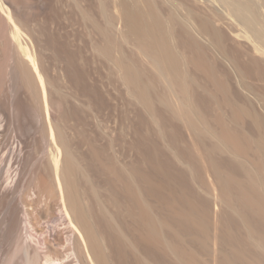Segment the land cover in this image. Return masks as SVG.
<instances>
[{
	"label": "bare ground",
	"instance_id": "obj_1",
	"mask_svg": "<svg viewBox=\"0 0 264 264\" xmlns=\"http://www.w3.org/2000/svg\"><path fill=\"white\" fill-rule=\"evenodd\" d=\"M204 1L211 2V4L214 2V0ZM204 1L0 0V86L6 84L7 88L12 92L13 89H16L14 88L15 82L20 78L22 81L21 84L25 85L30 94L29 96L32 98L31 102L35 104V106L32 104V108L35 107L36 117H38V121L43 125L40 128L42 130H39L42 131V133L40 132L43 137L42 139L50 146V150L48 146L45 148L46 144L43 142L45 144V147H43L47 151H44V148H42L44 152H42V158H39L41 162L37 160L38 158L36 160L42 163L41 165L45 169L44 172L46 174L44 175L39 172L35 176V179L32 176L34 181H30H32L33 186L30 184L29 186L27 184L25 186V183L19 185L18 174H15L16 177L12 175V167L10 165L5 172V179L3 180L0 176V192L7 193L10 190L14 193L22 192L26 198L24 201L20 200V202H23L21 206V211L24 213L22 220L16 216L15 210L14 213L16 215L9 214L6 220L3 221V225L5 222V229L8 231L9 238L6 239L3 236L5 241L2 237L4 242L2 241L1 243L0 238V243L3 244L6 240H10L12 246H10L11 250L8 251L5 260L6 264H9L14 257H18L19 255L22 257L23 261H21L23 264H72L74 261V264H209L210 259H197L195 250L191 246L197 241L202 245L206 254L211 250L210 239H207V237L202 239L197 235L201 233L207 234L209 229L207 217L209 216L208 212H210V209L208 210V207L211 201L203 197L204 193L201 195V191H205L208 195L210 193L209 196L211 194L214 196L212 198L215 201V208L220 204H225L223 207L222 205L219 206V208H222H220V213L227 210L226 207L228 206V210L224 212L225 217L229 220H238L245 228L244 234L242 233V236L237 237L241 240L238 243V247H233L235 244L232 246L234 250L231 247V250L236 251L234 254L236 253L237 256H234L239 261H243L244 264L264 263V101L260 97V94H263L261 91L264 92V87L262 90L264 83L260 87V94L257 93L258 90L254 92V84L251 85L254 81L251 80L252 78L257 82L264 81V0H215L223 10L216 5H211V12H202L203 10L199 8V3ZM226 12L232 13L239 20L246 31L251 33L250 37H253L252 40L254 42L253 47L248 49L249 46H247L243 52L235 50L231 56L229 55V51L231 52L232 48L228 50L230 47L227 48V44L224 41V30L220 27V23L226 21ZM187 50L189 52L192 50L200 51L198 53L204 59L207 57V52L211 51L212 53L215 52L213 55L216 54L217 57L218 55L221 56L222 61H225V65L227 63L230 67V73L236 75V79L242 88L253 93L254 96L252 97L259 101L262 108L261 111L257 109L258 102L257 105L254 104L255 100L249 96L251 94L248 93L249 95H246V97L249 96L247 97L248 99L251 98L249 99V103L254 108H252V111H248L253 118L250 121L252 125H249L252 126L250 127L253 131L258 133H253L248 126L249 130H251L250 133L255 135L251 136L252 134H246L247 143L243 141L245 136H239L230 130L224 132L223 128L218 129L220 127L212 120L209 106L206 105L204 109L201 103L199 105L198 101H200V98L197 100V96L198 88L201 87V84L191 72L192 66H197V58H188L189 55L187 56V53L189 52ZM258 54L261 55V58ZM205 61L209 64L207 58ZM140 63L141 66H139ZM144 63L148 64L145 65L147 68L146 71L151 70L149 72L150 77L146 79H144ZM192 63L194 65L190 67ZM253 66L257 70L252 68ZM229 69L225 68L226 71ZM55 73L57 75H63L64 79H66V76L69 77V80L68 78L67 80L74 86H81L82 88L89 87L90 89V85L88 86L90 82L87 80L92 77L86 79L87 76L95 75L96 77L103 73L112 76L119 74L139 101L150 109V111L155 105L154 103L159 102L167 108L166 110L169 112L168 117L179 122L182 121L183 125L181 126L186 130L185 132H187L191 141H193L194 146L196 145L198 148L196 149L195 147L196 150L192 152L185 147V151L191 156L192 162V166L188 165L190 166V178L192 181V187H189V189L192 190L195 197L204 199L205 207L203 208V212L199 211L196 204L190 203L189 206H186L187 204L184 202L181 207L173 208V213L167 218L156 213L152 206L148 204L147 191L145 190L146 192H144L146 194L142 193L146 187L142 189L143 191L140 189V194L136 195L134 193L131 174H125L126 166H129L126 165V162V168L123 169L124 173L121 175L125 176V179L127 178L126 180L129 181V184L131 183V186L129 184L128 186L127 183L126 186H123V183V193L127 194V198L131 202L136 199L140 208L137 213L127 212L126 207H124L122 213H119L114 208H111V210L108 206L109 202L111 207V202L115 207L118 203L128 206V201L125 198V204L123 201L116 199L114 197L115 194L113 197L112 195L110 197L111 189H108L110 190L108 193H105L107 189H103L105 192L100 193L99 188L102 185L99 186L100 183H97L98 181L96 182L97 186L95 182L93 183V179L88 175L89 172L87 173L89 170L85 168L86 164L83 165L81 163L80 159L76 156L78 153L74 154L73 148L70 147L71 145L68 142L72 144V139L68 141L69 138H67L68 135L65 132L69 127L66 129L63 126L66 129L64 131L63 127L61 128V125L59 126L56 122L57 114L55 115L52 112V109L55 107L53 106L52 108V102L56 101L53 100L55 98L52 96V90L57 91L58 101H61L63 96L66 99L65 94H67L68 99L72 97L68 95L71 88H67L68 93H66L67 90L64 93V79H62V86L64 88L59 84L55 86L53 81H61L59 76H56L55 80H53L54 77L51 79V76H54ZM107 74L105 75L109 77L110 75ZM208 74L210 73L208 72ZM77 76L79 78H76ZM246 77L252 83H250V80L246 81ZM107 79H110V77ZM67 80V84H65L69 86L70 82ZM93 80L92 83L94 82ZM48 84L51 87L57 88L51 89ZM102 85H104V82ZM156 86H158L157 91ZM2 89L4 90L6 88L3 87ZM56 91L53 95L56 94ZM16 92L15 94H17ZM73 99H75V96ZM57 102L54 103L58 104ZM59 104L60 106L62 105L60 102ZM80 108L78 109L80 110ZM93 108L95 109V107ZM99 110L102 109L99 108ZM151 114L153 116L152 111ZM61 120H58V122ZM63 121L67 122L65 120ZM81 121L79 120V122ZM69 123L68 125H70ZM72 123L74 124V122ZM38 126L41 125L38 124ZM76 127L79 129V126ZM76 127L73 129H76ZM248 128L247 131H249ZM14 130L15 128L13 132ZM68 132L67 134H69ZM91 139L89 144H91ZM87 141L85 140V143ZM93 141L92 144H94ZM111 143L112 145L116 144H113L112 141ZM92 148L96 147L92 145ZM0 152L3 151L1 150ZM95 152L98 154L99 151L97 150ZM225 153L229 155L224 156ZM1 154L0 156L3 157L4 154ZM205 154H210V156ZM215 154L220 156V161H225L227 171L230 172V170H233L239 173L241 177L243 176L244 179L236 180L232 176L224 174V171L219 166H213V174L219 192H217L218 189L216 187L200 182L197 179L199 162L209 160L217 165ZM116 155L119 156L118 152ZM116 155H113L115 159ZM82 161L84 160L82 159ZM123 162L120 161V163ZM165 162L167 165H172L169 159ZM33 166L35 165L33 164ZM37 166L39 165L37 164ZM109 169L111 168L109 167ZM40 171H42V167ZM1 172L3 176L4 170ZM186 172L187 169H180L178 176L185 185H188L189 179ZM110 173L112 174L113 172ZM111 174H109V177L113 175ZM126 175L130 177H126ZM96 176L98 177V175ZM79 177L81 179L84 177V180L86 179L90 187L88 186L89 188H86L83 186L85 190L83 187L80 188ZM141 177V180L144 179L145 181L142 175ZM121 178L122 176L118 179ZM111 179L115 180V177H111ZM109 182H111L110 179ZM112 182L114 181L112 180ZM119 182L120 180H118V183L115 182L116 185H113L118 187ZM193 182H195L194 186ZM113 185H111L112 192H114L113 187H115ZM141 186L143 187V185ZM141 186L139 187L141 188ZM207 186L212 187V189ZM104 188H107V186ZM227 192L229 194H226ZM36 193L41 198L39 201H36L37 207H39V216L37 215L38 211L35 210L37 207L34 205L32 207V202L27 200L30 194L33 196ZM107 194L108 197H106ZM11 195L13 193L8 196L11 197ZM44 196L47 202L41 201ZM13 198L16 200L15 197ZM107 198H110L109 202H107ZM18 199L16 200L17 203L19 202ZM52 200L57 201L62 223L65 224V228L71 234H69L70 236L68 235L69 237L66 236L68 239L65 237L67 242H65L63 249L56 248L57 246L55 247L57 243L53 242L54 238L52 236L56 238L55 235L58 233L53 232L54 227L47 220L45 221L49 225H43L46 222L42 224V221H40L41 224L38 225L35 231L29 225L31 222L34 224L38 223L40 217H53L57 207L56 204L54 205L51 202ZM90 201L92 204L94 202L97 204H93L98 207L96 209L99 211L94 212L95 216L91 212L95 210V207L91 205ZM41 203H44L45 207ZM41 205L44 208H41ZM30 206L32 208H29ZM177 225H181L187 230L196 233H182ZM2 234L4 235V233ZM2 234L0 232V235ZM232 234L234 233L230 232L229 236H236ZM186 235L189 238H187L188 240L184 239L187 237ZM57 238L61 242L64 236L62 237L58 234ZM189 241L191 242L189 248H183L185 247L184 243H189ZM253 253L255 256L252 259L249 256Z\"/></svg>",
	"mask_w": 264,
	"mask_h": 264
},
{
	"label": "rangeland",
	"instance_id": "obj_2",
	"mask_svg": "<svg viewBox=\"0 0 264 264\" xmlns=\"http://www.w3.org/2000/svg\"><path fill=\"white\" fill-rule=\"evenodd\" d=\"M215 2H216L215 0L212 4H211V2L208 3V1L200 2L199 8H202V10H203V11L201 10L202 12H204V11L205 12H211V5L212 6L216 5L220 9L223 10V8L217 2L216 3ZM225 16L227 17V18H225L227 22L225 21L224 23H227V24L220 23V27H221V29L224 30V31L223 30L222 31L225 34L224 41L227 44V48L230 47L228 50H230L232 48L231 52L229 51V53H230L229 55L231 56L232 52L235 50L243 52V51H245V48H247V46H249L248 49L250 47H253L254 42L252 40L253 37L252 36L250 37L251 33L246 31V29L240 24L239 20L236 19V17L234 15H232V13L230 14V13L226 12ZM223 21H221V22H223ZM242 28H243V30H242ZM188 50H187V52H189ZM208 51H211V50H208ZM190 52H191L192 56L190 55ZM190 52L187 53V56L189 55L188 58L189 57H191V59H193L192 57L197 58V60H196L197 66H195L192 63L190 65V67L192 65H194V66H192L191 72L193 73L194 77L196 76V78L198 79V82L201 84V87L198 88V96H197V100L200 98V101H198L199 105L201 103V105L204 109H205L206 105L209 106V112L213 118L212 120L215 122V124L218 127H220L218 129L223 128L224 132L230 130L233 133L238 134L239 136H245L244 140L243 139L242 140L245 143H247L246 134L247 135L252 134L251 136H253L257 133L256 131H253V129H251L252 123L250 121H252L253 118L250 115V113L248 112V111H250V110L252 111L254 109L251 106V103H249V101H250L249 99H251V98L254 99V97H252V96H254L253 93H250L248 90H246V89L244 90L242 88V86L238 83V81L236 79V75H234L233 73H230V71H231L229 69L230 67L228 66L227 63L225 65V61L224 62L222 61L223 59L221 58V56L218 55V57H217L216 54L213 55V53H215V52H213V53H212V51L207 52L208 53L207 57H205V59L207 58L209 60L208 62L210 65L207 64V61H205V59L203 57H201V54H199L200 51H198L199 53L195 50H192ZM258 55H260V54H258ZM259 57L261 58V55ZM203 61H205V62H203ZM246 61H247V59H246ZM205 64H207L208 66ZM145 65H148V64L144 63L143 66H145ZM139 66H141V63ZM149 68H151V67L149 66ZM149 68H148V70H149ZM225 68L226 69L228 68L229 70L226 71ZM252 68H255V66H253ZM146 69H147L146 66L143 67V70H145L144 71L145 77L143 76L144 79L150 77L149 72L151 70H149L147 72ZM255 69H253V70L256 71L257 69L256 70ZM210 71L213 73H211ZM208 72L210 74H208ZM227 72L230 74H228ZM51 73H53V72H51ZM105 74H107V73L100 74L96 77L94 74H93L94 76L91 75V76L86 77V79L91 78V77L95 78V79L93 78L94 80L91 78L94 81L93 83H92L91 79L87 80L88 82H90L88 84V86L90 85L91 89L87 86H86L87 88H82L81 86H74L70 81H68L69 77H67V76L66 77L64 76L66 79L63 78V75H60V74L57 75V73H55L54 76H51V75L50 76L52 77L51 79H53V77H54L53 80H55L56 76H59V79H61V81H62V79H64V82L66 84H67L66 80L68 78L67 81L70 82L69 86L64 83V85H65L64 87L66 88L65 89L62 86L63 81L61 82L57 79L59 82H61V83H59L57 81L54 82L52 80L53 83H55V86H56V84H59L64 88V89L61 88L64 90V93L66 90H67L66 93H68L67 88H69V89L71 88L69 90L70 93H68V95L72 96L68 99L67 94H65L66 99L70 103V104L69 103L67 104L68 101L66 99H64L65 96L62 97V99H61L62 102L58 101L57 91L55 90L56 94L53 95L55 93V91L52 90L53 91L52 96H53V98H55V99H53V98L52 99L56 100L54 102L58 101L57 102L58 104L60 102L63 105V106L62 105L60 106V104L58 105V104L52 102L53 103L52 108H53V106H55L53 108L54 110L52 109V112H54L55 115L57 114L58 118L56 116V122L59 124V126L61 125L60 126L61 128L63 126H65V128L67 129V127H69L67 130L64 127H63V129H64V131L66 130L65 131L66 135L70 136V137L67 136V138H69L68 141L72 139L71 140L72 144H70V142H68V143H69V145H71L70 147L73 148L74 154L78 153V155H76L77 158L80 159V161L83 165L86 164L85 168H86V170H89V171H87V173L89 172L88 175H90V177L93 179L92 180L93 183L95 182L96 186H97V183H100L99 186L102 185L99 188L100 193L105 192L106 189H107L106 190L107 192H105V193H108V191H110L108 189H111L110 194H109L110 197H111V195L113 197V195L115 194L114 197H116V199L123 201L125 204H126L125 198L128 201V206L123 205L121 203H118V205H116L114 207L113 203L111 202V204H112V207H111V205H109L110 204V202H109L110 198L109 199L107 198L108 199L107 202H109L108 203L109 208L110 209L114 208L119 213H122L124 211V207L127 208V212H129V213H137L139 211L140 207L138 206L139 205L138 201L136 199L133 200L132 202L129 201L127 198V194L123 193V186H126V183L128 185L129 181L126 180L127 178L125 179V176H123L121 174L124 173L123 169L127 167L125 169V174H128V173L131 174V180L133 182L131 180L130 181L132 182V189H133L134 193H136V195L140 194L141 193L140 189L142 190L146 187V189H144V191L142 190L143 191L142 193L147 191L148 204L152 206L153 210L156 213L161 214L164 218H167L168 216H170L171 213H173V208L181 207L184 202L187 204V205L185 204L186 206H189L190 203L196 204L199 211L203 212V208L205 207L204 199L195 197L192 190L189 189V187H192V181L190 178V166H188V165L192 166V162H191V156L188 155V153L185 151V147H187L189 149V151H192V152H194V150H196L198 148L196 147V145L194 146L193 141H191L187 132H185L186 130H184L183 126H181V125H183V122L182 121L179 122L177 120H174V119H171L170 117H168L169 112H167L168 111V110H166L167 108H165L164 105L159 103V102L154 103L155 105L153 106V108L151 110L153 113V116L155 115L153 117L150 109H148L146 106H144V104L142 102L139 101L137 96L134 94V92L130 89V87L125 83L124 79L119 74H117V75L115 74V76L107 74V75H110L109 76L110 79H107L109 77H107ZM211 74H213V75H211ZM231 74H233V75H231ZM60 76H61V78H60ZM101 76H102V79H101ZM103 77H105V78H103ZM76 78H79V76H77ZM211 78L213 81L210 80ZM248 78H250V77L248 76ZM248 78L246 81H249L251 79V78L250 79H248ZM97 79H99V80L97 81ZM104 79H105V81H103ZM18 80H17V82H15V85H14V88H16V89L15 90L13 89L12 92L7 88L6 84L5 85L2 84L0 86L2 88L3 87L6 88L4 90L2 88H0V93H1L0 94V106H1L0 107V110H1L0 111V149L3 151L0 153H2L1 155L4 154L3 157L0 156V176L2 177L3 180L5 179V172L10 165V167H12L11 168L12 175L14 177H16L15 174L16 175L18 174L17 177H19V181H18L19 185L21 183H25V186H26V184L28 186H29V184L31 186H33L32 181H30V180H33L32 179L33 177L35 179V176L37 175V173L41 172L44 175L46 174L44 172L45 169L41 165L42 163H39L38 161L41 160L39 158H42V155H43L42 152L47 151L45 148H47L48 143L46 144V142H44V140L42 139L43 138L42 134H41L42 131H39V130H42L40 128H42L43 125L40 121H38V119H37L38 117H36V111L34 110L35 107L32 108V104L34 106H35V104L33 102H31L32 98H31V96H29L30 94H29L28 90L26 89L25 85L21 84L22 81L20 80V78H18ZM251 80L252 81L254 80L253 83ZM251 80H250L251 81L250 83H252L251 85H253V84L255 85V86L253 85V88H255V89L252 88L253 91L255 92V90H258V92L257 91L256 92L259 93V91H261L260 87L262 86L264 81H261V82L258 81L259 82L258 83L253 78ZM51 82H50V84L53 85V83H51ZM95 82H96V84H95ZM103 82H104V85H102ZM50 84H48V86ZM93 84H94V86H93ZM19 87H20V89H19ZM49 87H51V86H49ZM157 87L158 86H156V88ZM263 87H264V85L262 86V90H263ZM53 88L55 89L57 87L52 86L51 89H53ZM78 89L81 91H79ZM92 89L94 90L95 93L97 91V93L95 94L94 92H92L93 91ZM157 90H158V88L156 89V91ZM16 91H18L19 93ZM15 92L18 95L15 94ZM81 93H82V95H81ZM248 93L251 95H249ZM261 93H263V94L259 93L260 97L262 98V101H264L263 100L264 99V92L261 91ZM91 94H92V96H91ZM246 95H249L251 98L248 99L247 97H249V96L246 97ZM74 96H75V99H77L79 101L73 99ZM9 99L11 102L9 101ZM83 99H84V102H83ZM59 100H60V98H59ZM65 100H66V102L63 103ZM254 100H253L254 104L257 105V102L259 104V101H257V99H254ZM88 102L91 103V104L89 103L90 109H89ZM72 103H74V104H72ZM92 103H94V104H92ZM95 103H96V106L98 105V107L95 106ZM64 104H66V105H64ZM85 104L86 105L88 104V105L86 106ZM57 106L59 107V109ZM102 106H104V107H102ZM93 107H95V109ZM70 108H71V110H70ZM78 108H80V110ZM99 108L102 109L103 111L99 110ZM260 108H261V105L260 104L257 105V109H259L261 111L262 108L261 109ZM14 109H15V111H14ZM77 109H78V111H77ZM79 111H81V112H79ZM93 115H94V117H93ZM59 116H62V117L59 118ZM72 116H74V117H72ZM75 116H76V118H75ZM61 118H62V120H61ZM69 118L71 119L72 122H74L75 125L78 123L76 126H79V129H77V127L70 121ZM72 118H74V119L72 120ZM57 119L61 120V121L58 122ZM63 120H65L67 122H64ZM75 120L77 121V123ZM79 120L80 121L83 120V121L79 122ZM101 122H103V123H101ZM33 123H34V125H33ZM68 123L70 125H68ZM82 123H84V124H82ZM38 124L41 126H38ZM249 124H251V125H249ZM66 125H68V126H66ZM71 125L72 126L74 125V126L72 127ZM70 126L72 127V129L76 127L77 130L73 129L74 130L73 131ZM81 126H82V129H81ZM83 126H84V128H83ZM248 126L249 127L251 126L250 129L253 131V133L255 132V134L250 133L251 130H249ZM13 127L15 128L14 132H13V129H14ZM247 128L249 131H247ZM80 129H81V131H79ZM103 130H105V131L103 132ZM76 131H78V132H76ZM84 131H86L87 133ZM67 132L70 135L67 134ZM82 132H83L85 137L83 136ZM89 137H90V139L92 138L91 144H89L90 143ZM73 139H75V140H73ZM107 139H109L110 141ZM113 139H115V140H113ZM85 140H88V141L85 143ZM92 141L94 144H92ZM111 141L113 142V144L114 143H116V144L112 145ZM43 142L46 144V147H45V144ZM123 143H125L126 145ZM92 145L96 148H92ZM113 146H115V147H113ZM49 147L50 146H48V149H49ZM90 147H91V149H90ZM195 147H196V149H195ZM42 148H44L43 149L44 151H42ZM94 149H96V150H94ZM75 150H76V152H75ZM97 150L99 151L98 154H96L97 152H95ZM13 152H14V154H13ZM117 152H118L119 156L116 155ZM112 154L116 155L115 156L116 159L114 158V156ZM11 155H12V157H11ZM205 155L210 156V154H205ZM228 155H229L228 153L224 154V156H228ZM219 157L220 156L218 154H215V158H216L217 163H218L217 165L214 164L213 162L209 161V160H204L202 162L201 161L199 162V165L197 168V172L199 174L197 175L198 176L197 179L200 182H202L203 184L207 183V185L212 186V187L214 186L218 189V186L216 185V179H215V176L213 174V166H216V167L219 166L224 171V174H228L236 180H243L244 179L243 176L241 177L239 173H237L233 170H230V172L227 171L225 161H220ZM92 158H94V159H92ZM109 158H110V162H109ZM82 159L84 161H82ZM167 159L171 160L172 165L166 164L165 161ZM202 159H203V157H202ZM118 160H120L121 162H123V161L124 162L120 163V161H118ZM106 162H108V163H106ZM125 162H126V165H129V166H126ZM204 162H206V163H204ZM114 163L117 165H115ZM33 164L35 166H33ZM37 164L39 166H37ZM123 164H124V166H123ZM37 167H38V169H37ZM41 167H42L43 172L40 171ZM109 167L112 170L109 169ZM117 167H118V169H120L119 172H117V170H118ZM103 168H104V170H103ZM115 169H116V171H115ZM121 169H122V172H121ZM180 169H187L186 175L189 179L188 185H185L180 180V178L178 176V172ZM3 170H4V174L2 176L1 171H3ZM37 170H39V171H37ZM27 171H29V172H27ZM35 171H37V172L35 173ZM92 171H93V173H92ZM110 172H113L112 173L113 175ZM115 172H117L116 174L118 175V177L115 174ZM103 173H104V175H103ZM109 174L112 175V176L110 175L111 177H113V178L115 177V180L111 179V177H109ZM96 175H98V177ZM141 175L143 176V178H145V181H148V182H145L144 179L141 180V178H142ZM99 176H102V177H99ZM105 176L106 177L108 176V177L106 178ZM121 176H122V178L118 179ZM127 176H129V175H126V177ZM116 177H117V179H116ZM82 178L83 179H81V177H79V179H80L79 183L81 184L80 188H82L83 186L86 188H89L90 184L86 181V179L84 180V177H82ZM123 178H124V180L122 181ZM107 179H108V181H106ZM109 179L111 182H109ZM100 180H102V181H100ZM112 180L114 182H112ZM118 180H120V182H119L120 184L117 187V186H115L116 185L115 182L118 183ZM82 181H84V182H82ZM85 181L87 182V184H85L86 183ZM101 182H102V184H101ZM108 182L110 183V185ZM143 182H144V184H142ZM138 183L143 185V187ZM145 183H148V184H145ZM194 183L195 182H193V186H194ZM113 184H115V185H113ZM122 184H123V186H122ZM105 185L107 186V188H104V187H106ZM111 185L115 186V187H113L114 192H112V186ZM129 185L131 186V183ZM138 185L141 186V188ZM195 185L197 186V184H195ZM209 186H207V187H209ZM84 187H83V189H84ZM212 187L211 188L209 187V188L212 189ZM101 189H102V191H101ZM103 189H105V190L103 191ZM10 191H11V193H13V195H16V196L11 195L12 198L9 197L11 194ZM10 191H7V193L0 192V194L2 193L0 196V226H1L0 232H1V234L4 233V235L3 234L0 235L1 236L0 237L1 243L3 241V239H2L3 236L6 237V239L9 238L8 231H7V229H5V222L3 225V221L6 220V218L8 217L9 214L10 215L11 214L12 215L17 214L16 216L20 220H22V217L24 215L23 211H21L22 210L21 206H22L23 202H20V200L21 201H24V199L26 200L25 195H23L24 193H22V192L21 193L20 192L14 193L12 190H10ZM217 192H219V189ZM200 193H201V195L204 193L203 197H206L211 202H209L210 204H209L208 210L210 209L209 210L210 212H208L209 216L207 217L208 223H209L208 233L207 234L201 233V234H197V235H199V237L202 239H205L206 237H207V239H210L211 250H210V252H208L206 254L203 250L202 245H200L197 241H196V243H193V245H191L190 241H189V243H184L185 247H183V248L187 247L186 249H188L189 246L191 245L192 249L195 250L194 252L196 253V256L198 257L197 259H199V260L205 259V258L208 260L210 259L209 264H244L243 261H241V260L239 261V259L234 256V255H236V253L234 254V252H236V251H233L234 250L233 247H236V248L238 247V243H240V241H241L238 238L240 236H242L241 234L245 231V228L238 222V220H236V219L235 220H229L225 217L224 212L228 210L227 205H226L227 210H224L223 212L220 213V210L222 208L220 207L221 208L220 209L219 206L222 205V207H223V206H225V204L223 205V204L219 203L220 205L215 208V201L213 199L214 196L212 194H211V196H209L210 193L208 195V193H206L205 191H201ZM144 194H146V193H144ZM226 194H229V192H227ZM240 195H242V194H240ZM13 197H15L16 200L19 198L18 199L19 202L17 203ZM106 197H108V194ZM40 199L41 198H40V196H38L37 193L33 194V196L30 194V197H27V200L32 202V205H31L32 207H34V206L37 207L36 201L37 200L39 201ZM42 199L43 200H41V201H46L45 196ZM111 200L113 201V199H111ZM51 202H53L54 205L56 204V207H57L56 213L57 214L55 213L53 215V217H50V216L49 217H40V220L38 221V223L34 224L31 222L32 224L30 223L29 225H30V228H32L35 231V229H37L38 225L41 224L40 221H42V224H43L46 222L45 220H47V222L52 227H54V231L52 229V231L54 233H56V234L58 233L62 237L64 236V238L62 239L61 242L57 238L58 234L55 235L56 238L54 236H52L54 238L53 242L57 243L55 245V247L57 246L56 248H59V249L62 248L63 249L65 242H67L66 240L68 239V237L71 234H70V231L67 228H65V224L62 223L60 211L58 210L57 201L55 202L52 200ZM90 203L92 206H94L96 204L94 202L95 204L93 203L94 204L93 205L91 201H90ZM41 204H43V206H44V203H41ZM31 206L29 208H32ZM43 206L41 205L40 207L44 208L45 206L44 207ZM94 207H95V210L91 209L92 210L91 212L95 216L94 212L96 213L99 211H98V209H96L98 207H96V206H94ZM94 207H93V209H94ZM12 208H13V210H12ZM38 208L39 207H37V209H35V210L38 211ZM39 210H41V209H39ZM14 211L16 214L14 213ZM36 211H35V214H36ZM228 212H230V211H228ZM38 214H39V211L37 212V215ZM47 222L43 225H47L48 224ZM175 227H176V225H175ZM177 227L180 230V232H182V233H186V234H189V233L195 234L196 233L194 231L187 230L186 228L182 227L181 225H177ZM230 232L234 233L236 236L230 237L229 236ZM234 234H232V235H234ZM66 236H68V237H66ZM187 238H188V236L185 237L184 239L188 240L189 238L188 239ZM4 241H5V238H4ZM237 241H239V242H237ZM1 243H0V245L1 246L3 245V246L2 247L0 246V264H6L5 260L7 258L8 251H10L11 247H12L10 244L11 241L6 240V242H5L6 244L5 243L1 244ZM231 247L233 250H231ZM226 254H228V255H226ZM254 256L255 255L253 253L249 257L254 258ZM21 260H22V257L19 255L18 257H14V259L9 264H23V262H22L23 260L22 261ZM74 263H75V261L72 264H74ZM257 264H260V263L258 262Z\"/></svg>",
	"mask_w": 264,
	"mask_h": 264
}]
</instances>
